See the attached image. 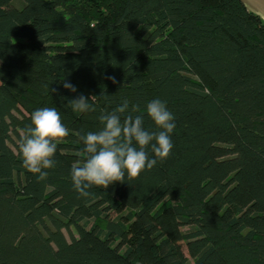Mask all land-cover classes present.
I'll return each instance as SVG.
<instances>
[{
    "label": "trees",
    "instance_id": "trees-1",
    "mask_svg": "<svg viewBox=\"0 0 264 264\" xmlns=\"http://www.w3.org/2000/svg\"><path fill=\"white\" fill-rule=\"evenodd\" d=\"M157 98L170 156L79 196V135L124 99L155 131ZM43 107L70 134L38 181L18 144ZM0 264H264L262 18L242 0H0Z\"/></svg>",
    "mask_w": 264,
    "mask_h": 264
},
{
    "label": "clouds",
    "instance_id": "clouds-1",
    "mask_svg": "<svg viewBox=\"0 0 264 264\" xmlns=\"http://www.w3.org/2000/svg\"><path fill=\"white\" fill-rule=\"evenodd\" d=\"M108 79L117 83L115 77ZM62 84L73 93L77 91L69 81ZM89 99L79 95L70 99L69 105L76 113L93 112L95 107ZM139 111V105L130 106L124 99L111 112L100 115V130L79 135L86 158L77 160L71 168L72 184L79 196L88 197L89 189L94 186L107 190L114 183H125L126 178L136 179L145 170H151L158 161L170 156L174 147L172 133L176 128L174 114L158 98L148 102L146 113L156 127L155 131H149L144 127V117L132 114ZM30 120L31 125L21 132L18 151L22 166L37 175L38 181H43L48 176L46 170L56 166L58 144L69 136L70 130L55 107L33 111Z\"/></svg>",
    "mask_w": 264,
    "mask_h": 264
},
{
    "label": "crops",
    "instance_id": "crops-1",
    "mask_svg": "<svg viewBox=\"0 0 264 264\" xmlns=\"http://www.w3.org/2000/svg\"><path fill=\"white\" fill-rule=\"evenodd\" d=\"M249 10L258 14L264 21V0H242Z\"/></svg>",
    "mask_w": 264,
    "mask_h": 264
}]
</instances>
